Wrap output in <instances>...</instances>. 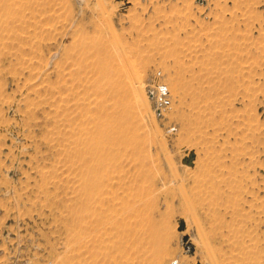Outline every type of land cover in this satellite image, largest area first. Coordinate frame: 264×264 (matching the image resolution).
Returning <instances> with one entry per match:
<instances>
[{
  "label": "rangeland",
  "instance_id": "obj_1",
  "mask_svg": "<svg viewBox=\"0 0 264 264\" xmlns=\"http://www.w3.org/2000/svg\"><path fill=\"white\" fill-rule=\"evenodd\" d=\"M111 79L133 141L94 241L67 124ZM175 260L264 264V0H0V264Z\"/></svg>",
  "mask_w": 264,
  "mask_h": 264
},
{
  "label": "bare ground",
  "instance_id": "obj_2",
  "mask_svg": "<svg viewBox=\"0 0 264 264\" xmlns=\"http://www.w3.org/2000/svg\"><path fill=\"white\" fill-rule=\"evenodd\" d=\"M214 54H216V58H219V53ZM223 56H228V53L225 52L220 54V57ZM102 69L103 74H108L109 69L106 67H103ZM118 85L119 84L115 80H109L107 82L108 90L104 88L101 94L99 93L96 107L97 109L93 110L95 108L94 107L91 111L88 110L87 106H83V118L81 122H71V119L68 118L70 123L67 124L70 126L71 131L70 137L67 140L72 152L76 154L72 159V165L76 171H81L80 173L82 177H85L80 189L82 193V198H80L82 205L75 204L73 206L77 208L80 206L84 211L91 212L93 214L94 219L92 220L94 221H90L91 218L89 219L91 223L87 221V212V215L84 212L87 218L85 215L83 216V214H81V219H85V222L87 221L88 224L90 223L89 226L92 227L93 230L95 229V236L93 238H95L96 234L101 230V226H104L102 224L107 222L106 218L108 213L105 215V212L107 211H104V195L109 186V184L105 182L107 171L111 166H114L117 158H119L122 154H125V151L130 148L133 141L132 131L130 130L127 122V109L124 107L125 104L122 102V97H120L121 91H119ZM131 89L134 92L137 91V85L135 86L133 84ZM78 117H80L79 114ZM78 127L82 130L81 132L77 130ZM77 211L78 210H76V212ZM78 212L77 217L80 219V214H78ZM81 212L83 211L81 210ZM74 215L75 212L72 213V216L76 217ZM83 219L82 222L84 223ZM75 220H77V218H75ZM73 222H75L74 219ZM82 222L81 225L80 223H77V225L81 226V229L83 228ZM83 225L84 228H87L85 224ZM92 228L89 229L92 230ZM101 232L102 231H100V233ZM91 234L92 236L94 235L93 233ZM98 238H100V236H98ZM98 238L96 237V240L94 241H97ZM164 248H166V245H164ZM175 261L179 264L178 260Z\"/></svg>",
  "mask_w": 264,
  "mask_h": 264
},
{
  "label": "water",
  "instance_id": "obj_3",
  "mask_svg": "<svg viewBox=\"0 0 264 264\" xmlns=\"http://www.w3.org/2000/svg\"><path fill=\"white\" fill-rule=\"evenodd\" d=\"M150 94H151L152 96L154 95V93H153L152 91H150ZM183 239H184L185 241H187V240H188V236H187V235L184 236ZM186 248L190 249V252H194V245H193V244H191V243L187 244V245H186ZM172 264H176V261H174Z\"/></svg>",
  "mask_w": 264,
  "mask_h": 264
},
{
  "label": "built area",
  "instance_id": "obj_4",
  "mask_svg": "<svg viewBox=\"0 0 264 264\" xmlns=\"http://www.w3.org/2000/svg\"><path fill=\"white\" fill-rule=\"evenodd\" d=\"M176 264H178L177 261H176Z\"/></svg>",
  "mask_w": 264,
  "mask_h": 264
}]
</instances>
